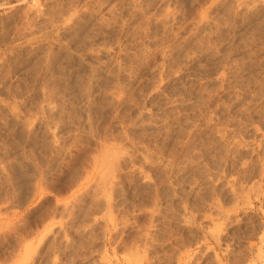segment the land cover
Wrapping results in <instances>:
<instances>
[{
    "label": "rangeland",
    "instance_id": "obj_1",
    "mask_svg": "<svg viewBox=\"0 0 264 264\" xmlns=\"http://www.w3.org/2000/svg\"><path fill=\"white\" fill-rule=\"evenodd\" d=\"M0 264H264V0H0Z\"/></svg>",
    "mask_w": 264,
    "mask_h": 264
},
{
    "label": "bare ground",
    "instance_id": "obj_2",
    "mask_svg": "<svg viewBox=\"0 0 264 264\" xmlns=\"http://www.w3.org/2000/svg\"><path fill=\"white\" fill-rule=\"evenodd\" d=\"M36 17V16H35Z\"/></svg>",
    "mask_w": 264,
    "mask_h": 264
}]
</instances>
